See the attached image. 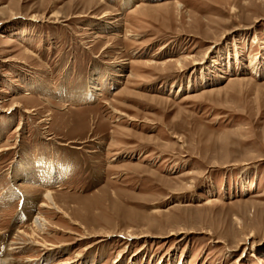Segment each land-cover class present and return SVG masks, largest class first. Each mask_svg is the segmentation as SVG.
Instances as JSON below:
<instances>
[{
	"label": "rangeland",
	"instance_id": "1",
	"mask_svg": "<svg viewBox=\"0 0 264 264\" xmlns=\"http://www.w3.org/2000/svg\"><path fill=\"white\" fill-rule=\"evenodd\" d=\"M0 258L264 264V0H0Z\"/></svg>",
	"mask_w": 264,
	"mask_h": 264
},
{
	"label": "bare ground",
	"instance_id": "2",
	"mask_svg": "<svg viewBox=\"0 0 264 264\" xmlns=\"http://www.w3.org/2000/svg\"><path fill=\"white\" fill-rule=\"evenodd\" d=\"M54 194L55 193L51 191H48L45 194L46 203L42 205V208H46L48 210H51V209L58 210L59 209L56 199L54 198ZM48 225L49 223L44 218L43 214L40 213L39 216L36 218L35 223L31 227V233L21 232L22 236L27 237V240H29L32 244H34V245H28V246L30 247L35 246L37 248H41L43 252H45L46 254H50L49 252H56L60 248H62L60 246L46 244L45 242L42 243V241H44V235H46L47 233L46 231H47V228L49 227ZM185 233L186 232H181L180 234L185 236ZM127 236H129L130 240L131 238L136 237L134 235H127ZM24 246L26 247V245ZM17 249H21V246ZM0 264H19V262H17L14 259H9V258L1 259L0 258Z\"/></svg>",
	"mask_w": 264,
	"mask_h": 264
}]
</instances>
